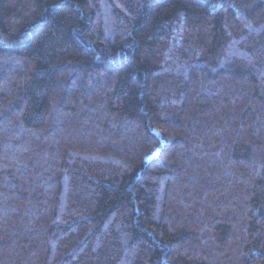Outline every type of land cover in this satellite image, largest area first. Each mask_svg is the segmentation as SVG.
Listing matches in <instances>:
<instances>
[{
    "label": "trees",
    "instance_id": "1",
    "mask_svg": "<svg viewBox=\"0 0 264 264\" xmlns=\"http://www.w3.org/2000/svg\"><path fill=\"white\" fill-rule=\"evenodd\" d=\"M0 264H264V0H0Z\"/></svg>",
    "mask_w": 264,
    "mask_h": 264
}]
</instances>
